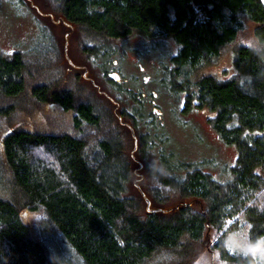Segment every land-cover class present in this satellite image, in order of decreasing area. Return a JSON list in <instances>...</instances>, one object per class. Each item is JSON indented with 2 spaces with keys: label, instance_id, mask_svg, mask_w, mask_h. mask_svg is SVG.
I'll return each instance as SVG.
<instances>
[{
  "label": "trees",
  "instance_id": "16d2710c",
  "mask_svg": "<svg viewBox=\"0 0 264 264\" xmlns=\"http://www.w3.org/2000/svg\"><path fill=\"white\" fill-rule=\"evenodd\" d=\"M28 1L39 14L52 15L50 22L61 24L63 37L78 34L81 54L71 65L56 47L64 58L59 68L54 59L28 63L20 51L0 49V110L8 116L23 104L30 115L34 107L55 104L76 114L72 133L30 131L5 122L0 128L14 189L12 199L0 197V264H66L72 259L79 264H202L203 253L214 264H264V256L249 254L256 250L241 253L227 245L228 233L246 223L249 244L264 248L261 1ZM243 16L253 23L257 45L235 46L230 77L205 73L235 42ZM135 34L148 43L170 39L177 45L174 55L165 51L173 67L162 83L184 92L186 108L205 111L220 140L236 148L224 180L204 170L203 158L176 157L167 165L175 150L168 148V133L150 132L155 116L138 93L126 89L134 98L135 120L120 98L91 82L90 69L83 75L89 65L81 55L90 51L81 44L96 47ZM153 153L162 158L159 164ZM140 169L144 172L136 177ZM40 206L45 215L32 233L20 213Z\"/></svg>",
  "mask_w": 264,
  "mask_h": 264
},
{
  "label": "rangeland",
  "instance_id": "374dc122",
  "mask_svg": "<svg viewBox=\"0 0 264 264\" xmlns=\"http://www.w3.org/2000/svg\"><path fill=\"white\" fill-rule=\"evenodd\" d=\"M31 2L28 0H0V49L6 54H11L14 51L22 52L28 63H40L46 58L51 61L54 59L55 64H58V62L62 64V60L65 58L72 65L74 63L72 60H76L81 54L77 42L78 38L76 37L78 34H73L69 38L68 32H66L67 37L65 35L63 37L60 32V23L50 22L53 20V16L39 14L31 6L33 4ZM243 20L244 27L239 32L235 42L224 47L218 61L207 67L204 70L205 73H212L220 78L230 77L234 73L231 67V58L235 46L240 44L257 45L252 33L253 23L246 16H243ZM68 29L69 26H66L63 31H68ZM66 38L67 50L66 54L63 52L64 58H62L56 47L64 51ZM84 46L89 49L90 54L89 56L86 54H84L85 56L81 55L84 58L83 61L87 60L89 65V68L84 69L83 75L90 69L93 84L99 83L101 88L109 90L113 97L120 98L122 106L132 116L134 115L135 120H137L138 115L132 109L135 104L133 102L134 98L131 96V99H129L126 89L132 88V92L138 93L142 100H145L141 96L140 89L142 87L149 93L157 92L155 102L159 113L153 112L152 106L148 105L146 101L144 105L147 111L155 116L153 117L154 122L149 124L151 128L155 129L150 130V132L154 135L157 132L162 136L168 133L169 147L166 146L175 150L173 157L167 156L165 162L167 165L171 166L176 157L186 160L203 158L207 160L205 162L207 165L204 167L205 171L211 173L215 178L221 180L226 178L227 168L233 165L236 160V148L232 145H226L220 140L217 133L207 122L205 111L198 108H186L184 92H176L172 88L168 89L162 83L165 82L164 77L173 67V63L170 62L165 51L169 55H174L177 51V45L172 40L148 43L143 36L135 34L109 44H100L96 47H93L91 42L86 45L83 44V46L81 44V48ZM58 66L62 68L64 65L58 64ZM111 71L117 72L119 75L118 80L108 76ZM144 75H148L150 80L146 85L141 80ZM100 86H98L99 89ZM100 98L95 96L97 102H100ZM18 106L19 112L10 113L8 116L6 111L0 110V128L3 127L5 122L6 126L12 123L13 125L25 126L30 131L55 133H72L74 131L73 118L76 113L73 110L66 111L59 105L47 104L41 105L38 109L34 107L32 111L34 114L30 113L29 115L24 110L23 104ZM4 115L6 116L4 117ZM114 115H116L115 110ZM142 131L144 134L147 132L144 129ZM146 136L149 137L148 134ZM146 138L144 142L147 144ZM153 159L158 163L162 158H156L155 156ZM143 172V169H140L136 177H139ZM13 195L11 172L3 161L0 143V197L12 199ZM44 215V209L40 206L36 210L23 209L20 218L34 233ZM227 245L230 251L241 253L256 250L248 242L246 223L242 224L238 230H232L228 233ZM67 253L69 252L67 251ZM72 258L74 257L72 256ZM199 259L202 264H214L206 253H203ZM66 264H79V262L72 259L67 261Z\"/></svg>",
  "mask_w": 264,
  "mask_h": 264
},
{
  "label": "flooded vegetation",
  "instance_id": "af4514ba",
  "mask_svg": "<svg viewBox=\"0 0 264 264\" xmlns=\"http://www.w3.org/2000/svg\"><path fill=\"white\" fill-rule=\"evenodd\" d=\"M140 68H141V66H140ZM111 72L112 73H117L115 71H111ZM116 80H118V79H116ZM141 80H142L143 83H145L144 85H146L150 81L148 75H144ZM96 88H97V85H96ZM99 91L102 92L105 96H107L111 101L115 102V100L112 99L106 92H104L101 89H99ZM140 91H141L142 98L145 99L144 102L146 101L148 105L152 106V111L153 112H158L159 113L158 108L156 107L157 103L155 102V98L157 97V92L153 91V92L149 93L148 91H146L144 89V87H142L140 89ZM137 98H139V96H137ZM115 114L117 115L116 112H115ZM157 115H159V114H157ZM126 125L128 126L129 124L126 123Z\"/></svg>",
  "mask_w": 264,
  "mask_h": 264
},
{
  "label": "water",
  "instance_id": "95a60500",
  "mask_svg": "<svg viewBox=\"0 0 264 264\" xmlns=\"http://www.w3.org/2000/svg\"><path fill=\"white\" fill-rule=\"evenodd\" d=\"M261 1V3H262V5L264 6V0H260ZM32 3V2H31ZM36 8H37V6H36ZM52 17V16H51ZM65 37H67V34L65 35ZM66 50H67V38H66V40H65V43H64V52H65V54H66ZM84 75H85V73H84ZM108 76L110 77V78H114V79H118L119 78V75L117 74V73H112V72H110L109 74H108ZM91 81H92V83H94V81H93V79H91ZM97 88L99 89V87L97 86ZM116 112V111H115ZM118 119L120 120V115H118ZM131 134H132V136H133V140H134V147H133V149H135L136 148V146H137V138H136V136H135V134H134V132H133V130L131 129ZM132 153V152H131ZM139 188V187H138ZM141 193L144 195V193L141 191ZM146 207H147V209L149 208V201L146 199Z\"/></svg>",
  "mask_w": 264,
  "mask_h": 264
},
{
  "label": "clouds",
  "instance_id": "9594fccd",
  "mask_svg": "<svg viewBox=\"0 0 264 264\" xmlns=\"http://www.w3.org/2000/svg\"><path fill=\"white\" fill-rule=\"evenodd\" d=\"M252 255L254 258L259 254L261 256H264V248L257 247L255 252L249 253Z\"/></svg>",
  "mask_w": 264,
  "mask_h": 264
}]
</instances>
